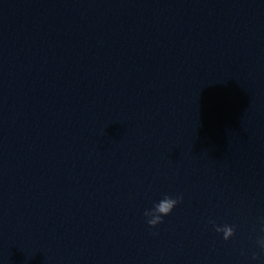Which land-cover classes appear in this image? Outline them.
I'll return each mask as SVG.
<instances>
[{
    "label": "water",
    "instance_id": "1",
    "mask_svg": "<svg viewBox=\"0 0 264 264\" xmlns=\"http://www.w3.org/2000/svg\"><path fill=\"white\" fill-rule=\"evenodd\" d=\"M261 238L264 0H0V264H264Z\"/></svg>",
    "mask_w": 264,
    "mask_h": 264
},
{
    "label": "clouds",
    "instance_id": "2",
    "mask_svg": "<svg viewBox=\"0 0 264 264\" xmlns=\"http://www.w3.org/2000/svg\"><path fill=\"white\" fill-rule=\"evenodd\" d=\"M183 200V195H178L177 197L165 196L162 200L154 205L151 209H146L144 215L149 217L147 223L150 226L155 227L156 225L163 222L165 216L169 215L175 206ZM215 223V221H210ZM216 231L223 232L224 239H231L236 231V228L232 225L225 224L223 227L217 225ZM258 243L262 248H264V238H261ZM258 258V254L253 255V259Z\"/></svg>",
    "mask_w": 264,
    "mask_h": 264
}]
</instances>
